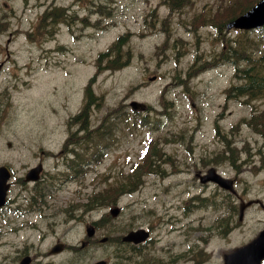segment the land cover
<instances>
[{"label": "rangeland", "instance_id": "rangeland-1", "mask_svg": "<svg viewBox=\"0 0 264 264\" xmlns=\"http://www.w3.org/2000/svg\"><path fill=\"white\" fill-rule=\"evenodd\" d=\"M98 1L106 0H28L30 14H19L17 4L22 5L24 0H0V19L8 21L7 28L0 30V58L11 59L0 72V163L11 164L19 176L37 161L36 153L55 150L54 142L61 136L58 115L63 105L73 110L75 105L71 88L63 87L65 73L60 70L69 65L78 69L80 81L96 55L121 34H127L120 56L123 66L96 76L94 92L102 106L94 109L91 120L95 127L106 119L112 135L95 133L80 140L82 159L97 157L96 149L89 154L90 141H97L105 156L95 168L89 166L91 172L79 190V201L85 203L89 193L110 187L111 165L120 163L121 171L129 175L131 162L141 161L144 146L158 145V156L163 152L166 156L158 160L156 171L143 176L137 190L120 197L116 195L115 203L102 202L101 207L84 212L68 203L76 182L68 180L61 186L54 173L56 166L44 158L47 171L36 184V204L40 212L49 215L47 226L54 236L48 241L41 238L38 247L30 249L36 257L34 264H58L64 260L67 254L44 258V247L60 241L66 249L73 250L70 244L78 232L92 219L103 215L107 220L99 229L100 235H123L147 224L152 226V231L163 232L156 229L158 220L153 218L154 207L160 203H165L166 208L186 205V209L193 210L188 221L221 231L219 227L225 216L229 215L234 222L237 219L229 211L235 198L213 184L201 185L195 179V173L210 166L232 179L234 187L236 182L238 199H258L261 195L258 193L264 192V138L258 136L251 122H239L250 114V108L264 109V97L250 101L239 96L226 104L225 94L237 83L234 60H225L226 55H221L228 49L239 51L241 46L237 56L241 66L247 63V57L255 60L264 56V31L238 30L227 34L219 26L218 15L235 0H182L176 9H171L167 0H115L113 21L119 29L102 31L98 28L104 24L95 21L98 17L91 6ZM4 2L12 9L2 11ZM54 5L70 8V12L75 11L86 19L80 22L76 18L74 30L78 41L71 53L67 51L66 38H59L66 31L62 24L50 28L53 34L33 35L30 39L22 32L33 29L32 21L37 13ZM96 10L98 14L104 13L103 6ZM7 40L10 42L6 45ZM59 43L64 51L60 50ZM206 61H213L217 66L194 76L189 74L193 64L203 65ZM71 67L66 68L69 75H72ZM131 100L146 103L150 112L132 111L128 107ZM216 128L219 134L214 132ZM8 140L13 142L10 147L6 144ZM24 189L16 181L11 197ZM192 200L206 202L193 204L189 202ZM113 206L120 209L116 218L108 213ZM180 213L181 208L170 215ZM69 223L74 227L69 228ZM19 242L18 235L3 232L0 220V264H17L18 254L13 246ZM164 243L161 240L158 244L161 256L165 255L160 249ZM117 251L127 254L131 262L137 259L130 249L118 247L112 239L104 246L93 243L87 252L75 254L66 264H87L99 258H107L112 263Z\"/></svg>", "mask_w": 264, "mask_h": 264}, {"label": "flooded vegetation", "instance_id": "flooded-vegetation-1", "mask_svg": "<svg viewBox=\"0 0 264 264\" xmlns=\"http://www.w3.org/2000/svg\"><path fill=\"white\" fill-rule=\"evenodd\" d=\"M67 24L73 26L74 23L71 16H69ZM234 203L238 204V206L241 204L245 205L242 219L245 217L247 210L252 208L253 217L260 224V227L259 224L255 226V230L259 228L252 237L244 239L242 234L236 232H208L206 225H202L201 222L197 226L202 225L204 231L191 232V222L184 216L180 218L166 216L165 218L170 222H175L178 219L183 220V223L179 226L180 231H178L179 241H173L176 242L178 247L184 249L183 255L173 254L166 264H264V255L259 259V252L255 250L232 254L237 248L250 243L264 230V199H254L246 202L238 200L234 201ZM169 243L165 242L160 249L168 250ZM158 244L159 242L156 239L150 237L139 243L136 247L137 264H161L157 255Z\"/></svg>", "mask_w": 264, "mask_h": 264}, {"label": "trees", "instance_id": "trees-1", "mask_svg": "<svg viewBox=\"0 0 264 264\" xmlns=\"http://www.w3.org/2000/svg\"><path fill=\"white\" fill-rule=\"evenodd\" d=\"M255 2L256 0H246L245 3L243 2V3L238 4V6L236 7V10H237L236 13H232V15L229 17H232L237 13L243 12L244 10L248 8L249 5H252ZM240 72L243 74L242 77H245L246 80L244 84L239 87V93L240 94L259 93L260 92L259 90L263 88L262 84L264 82V79L259 77L258 75H260L259 72L260 73L264 72L263 67L262 66L255 67L252 60L250 59L249 63L244 68L240 69Z\"/></svg>", "mask_w": 264, "mask_h": 264}, {"label": "water", "instance_id": "water-1", "mask_svg": "<svg viewBox=\"0 0 264 264\" xmlns=\"http://www.w3.org/2000/svg\"><path fill=\"white\" fill-rule=\"evenodd\" d=\"M264 24V0H260L250 11L246 12L245 14L241 15L234 21L227 24V28L236 27V28H252L258 27ZM131 106L134 109L137 108H144L142 104L137 102H132ZM211 172V171H210ZM213 173V172H211ZM8 174L5 172L3 167L0 168V178H3V183L6 179Z\"/></svg>", "mask_w": 264, "mask_h": 264}]
</instances>
